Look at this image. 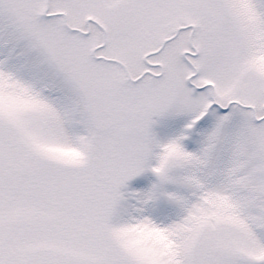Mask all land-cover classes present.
Returning <instances> with one entry per match:
<instances>
[{
  "label": "snow or ice",
  "instance_id": "1",
  "mask_svg": "<svg viewBox=\"0 0 264 264\" xmlns=\"http://www.w3.org/2000/svg\"><path fill=\"white\" fill-rule=\"evenodd\" d=\"M0 264H264V0H0Z\"/></svg>",
  "mask_w": 264,
  "mask_h": 264
}]
</instances>
